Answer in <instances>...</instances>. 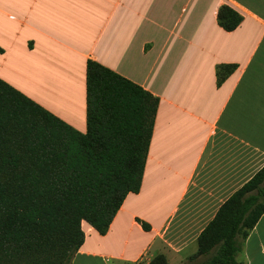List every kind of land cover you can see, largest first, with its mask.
Wrapping results in <instances>:
<instances>
[{
    "label": "crops",
    "instance_id": "obj_1",
    "mask_svg": "<svg viewBox=\"0 0 264 264\" xmlns=\"http://www.w3.org/2000/svg\"><path fill=\"white\" fill-rule=\"evenodd\" d=\"M0 48V78L79 132L87 59L158 98L138 191L104 234L81 222L69 264H181L264 165V0H0ZM236 261L264 264V213Z\"/></svg>",
    "mask_w": 264,
    "mask_h": 264
},
{
    "label": "trees",
    "instance_id": "obj_2",
    "mask_svg": "<svg viewBox=\"0 0 264 264\" xmlns=\"http://www.w3.org/2000/svg\"><path fill=\"white\" fill-rule=\"evenodd\" d=\"M240 19L227 5L217 9L226 31ZM84 78V132L0 78V264H69L81 222L104 234L140 187L158 98L92 59ZM262 213L264 165L218 206L181 264H237ZM149 264L167 263L157 254Z\"/></svg>",
    "mask_w": 264,
    "mask_h": 264
}]
</instances>
